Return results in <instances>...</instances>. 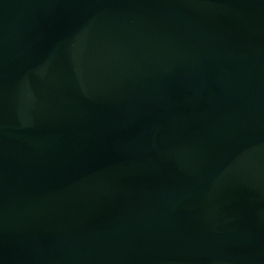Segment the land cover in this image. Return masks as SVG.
<instances>
[{"label":"water","instance_id":"1","mask_svg":"<svg viewBox=\"0 0 264 264\" xmlns=\"http://www.w3.org/2000/svg\"><path fill=\"white\" fill-rule=\"evenodd\" d=\"M0 264H264V0H0Z\"/></svg>","mask_w":264,"mask_h":264}]
</instances>
